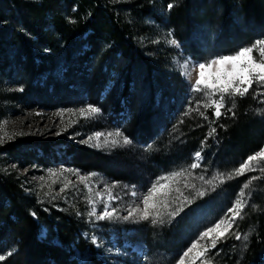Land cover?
Segmentation results:
<instances>
[{
    "label": "trees",
    "instance_id": "16d2710c",
    "mask_svg": "<svg viewBox=\"0 0 264 264\" xmlns=\"http://www.w3.org/2000/svg\"><path fill=\"white\" fill-rule=\"evenodd\" d=\"M154 30L171 33L178 47L152 54L142 40ZM261 39L264 0H0V118L5 110L3 103H66L79 87L81 97L102 107L106 98L101 97L99 103V93L112 70L125 77L122 96L129 82L134 77L140 80L142 74L145 102L136 103L139 110L134 103L124 104L129 118L123 127L129 138L141 142L152 133L155 123L151 117L157 108L175 106L154 103V84L162 86L163 94L181 90L178 71L167 66L173 51V56L205 62L231 55ZM84 64L91 69L85 72ZM10 84L12 89H7ZM261 92L264 88L253 86L247 95L231 97L221 108L219 118L208 108L183 113L172 129L175 142L162 153L151 151V161L158 168L164 167L166 161L161 156L171 150L178 158L200 152L202 166L217 161L226 166L247 159L264 144ZM110 103L114 112L121 108L117 100ZM159 119L157 128L169 118L160 115ZM213 128L215 133L209 135ZM54 148H63L72 165L84 170L111 175L115 166L110 157L98 151L65 142H38L30 137L7 143L4 151L20 161L28 160V156L34 159L33 150L49 156ZM123 174L117 170L116 176L122 178ZM252 177L259 178L251 182L253 207H246L233 228L246 236V245L238 255L241 258L237 260L234 250L226 245L222 249L224 257L217 264H260L264 258V171L245 172L222 187L241 186ZM48 212L46 216L35 206L33 196L23 192L16 172H0V247L12 248L3 264H72L71 244L75 240L84 244L75 235V213L53 208ZM32 213L46 228L48 239L55 237L58 243L38 239L40 224ZM180 229L175 227L170 233L176 248L183 244L181 237L186 232L179 234ZM149 245L153 246L151 242ZM78 249L87 264H103L90 245Z\"/></svg>",
    "mask_w": 264,
    "mask_h": 264
},
{
    "label": "rangeland",
    "instance_id": "374dc122",
    "mask_svg": "<svg viewBox=\"0 0 264 264\" xmlns=\"http://www.w3.org/2000/svg\"><path fill=\"white\" fill-rule=\"evenodd\" d=\"M172 39L169 33L164 34L160 30H154L150 31L142 43L156 55V53L165 52L169 47L177 48L176 45L169 43ZM172 54L175 55V52L173 51L168 58L167 66L178 71L182 80L181 90L176 88L177 91L176 89L170 91L173 94H163L162 86L158 83L154 84L152 92L154 103H175V106L172 108V106L164 105L162 108H157V113L151 117L155 123L154 129L152 127L149 139L142 138L141 142L129 138L123 127L129 118L124 104L128 106L129 103L136 105V103L145 102L146 87L142 81V74L140 80L133 76L134 81L129 82L127 93L122 96L121 89L125 77L120 73L114 74L115 70H112L107 77L104 89L99 93V103L102 101L101 97L107 99L101 103L102 107L94 104V101L91 103L88 98L81 97L82 87H79L66 103L39 104L34 100L30 103H3L5 110L0 118V172H16L20 176L23 192L33 196L35 206L46 216L52 208L68 214L75 213L73 220L75 235L79 236L78 239H81L84 244H78V240L71 244L72 264H87L85 256L82 257L83 254L78 249L83 245L86 247L90 245L98 251L97 258L103 264H177L181 253L195 242L203 231L213 227L221 219L233 224L222 240L217 242L221 252L217 251V247L211 249V240L206 237L200 240L199 244L208 246L210 251L203 257L197 258L196 252L200 249L193 250L185 258V264H202V261L208 257H211L209 264H217L224 257L222 249L224 250L226 245L234 250L232 251L237 260L241 258V255H238L246 245V236L242 235L238 241L235 239V233L238 231L233 228L239 217L233 220L234 214L229 212V209L234 206L237 199H241L244 203L243 211L253 207L251 198L253 192L251 191L250 194V188L253 185L250 184L247 189L243 188L244 184L241 186L231 184L225 187L222 185L230 183L237 176L234 175L235 170L247 159L226 166L220 164L221 161L205 163L202 166L201 160H195L196 151L191 156L178 158L174 156L175 151L172 150L165 155L162 154L161 160L166 161L162 168H158L150 159L151 151L162 153L175 142L172 129L180 115L190 111L198 113L207 108L214 112L213 106L204 107V105L209 103L210 98L218 99L221 95L217 93L216 96L209 97L210 90H195L198 69L194 70L193 66L203 62H195L182 55L173 56ZM256 54L254 50L253 55ZM186 62L187 67H185ZM83 66L85 72L91 69L86 64ZM165 75L167 77L168 73L165 72ZM154 77L156 80V75ZM10 85L6 88L12 89L13 85ZM253 86L261 89L256 84ZM110 100L120 102L121 108L117 110L118 112L112 110L113 103H110ZM229 100L231 97L226 95L225 103ZM89 106H94L100 111L94 114L87 112L82 114L81 110ZM136 109L139 110V104L136 105ZM160 115L169 119L166 124L157 128L156 125L161 123ZM117 131L122 134L120 137L114 135ZM97 133L103 134L99 141L95 139ZM109 133L113 135L109 136ZM164 134L166 135L162 136ZM23 137H30L38 142H65L98 151L110 157V161L115 166L111 169V175L78 168L72 165L63 148H54L49 156L44 155L40 150H33L34 159L28 156V160L15 161L5 153V145ZM89 137H92V140L84 143ZM125 137L131 143L123 144ZM113 139L117 140L118 144L112 145ZM89 144H99V146L90 147ZM262 149L264 144L260 150ZM19 154L22 152L19 151ZM192 163H199L200 166L193 169ZM250 168H255L256 171L246 170L245 172H262L264 159L258 157L257 160L252 161ZM117 170L122 174L124 172L123 176H120L122 178H117ZM176 173L183 174L176 175ZM230 175L231 179L228 178ZM164 177L167 179H162ZM153 185L157 187L166 185V187L161 188L154 197L152 203L155 207L148 209L149 218L143 219V198ZM239 189L245 193L243 198L239 196ZM200 192H203V195H199ZM110 196L113 199H109ZM89 200L94 201V205L90 204ZM93 206L96 216L89 215ZM106 207L109 211H114V217L97 219ZM137 208L140 211L135 212L131 218L124 219L129 216L130 210ZM243 211L240 216L243 215ZM172 213L176 214L172 215ZM32 216L40 224L38 239L58 243L55 237L48 239L47 230L39 222L37 215ZM175 227L181 228L179 234L186 229L184 236L181 237L183 244L177 248L170 241L171 229ZM93 236L96 237V243L92 242ZM148 241L153 246H150ZM8 247L1 246L0 255L8 256L12 250ZM4 261H0V264ZM68 264H71L70 261ZM260 264H264V258Z\"/></svg>",
    "mask_w": 264,
    "mask_h": 264
},
{
    "label": "snow or ice",
    "instance_id": "6c2138e0",
    "mask_svg": "<svg viewBox=\"0 0 264 264\" xmlns=\"http://www.w3.org/2000/svg\"><path fill=\"white\" fill-rule=\"evenodd\" d=\"M173 4L168 5V9L171 10ZM171 35V33H169ZM172 45H176L178 47V42L175 39L169 41ZM254 50L256 51V55H253ZM187 67V62L185 64ZM193 69H198V78L195 80V90L196 91H203L204 89L210 90L208 93L209 97L216 96L217 93H221L218 99H209V103H206L204 107L213 106L214 107V115L219 118L221 116V108L225 107V96L235 97V96H244L249 93V90L252 89L253 84H256L260 88H264V39L258 40L254 43V45L245 47L240 49L237 53L213 58L210 61L199 63L198 65H194ZM203 86V87H201ZM22 91V89H20ZM260 95H264V92H261ZM234 107V104L232 105ZM231 111V108L228 109ZM82 114L87 112L88 114L98 113L100 110L94 106H89L85 110H81ZM198 111V109H197ZM203 115V113H201ZM207 119V117H205ZM216 131L215 128L212 129L209 135L214 134ZM103 135L102 133H97L95 139L99 141L100 136ZM112 136V133L108 134ZM115 136L120 137L122 134L117 131ZM92 140V137H89L88 140L84 141V143H89ZM107 143V142H106ZM131 143L128 138H123V144L127 145ZM112 145L118 144V141L113 139L111 140ZM89 146H99L89 144ZM259 158L264 159V149L260 150L258 153L253 154L247 158L245 162H243L238 169L235 170L234 175H243L245 174L246 170L249 171H256L255 168H250L252 161H255ZM195 160L200 161L202 160V156L200 152L195 153ZM199 163H192L191 168L195 169L199 167ZM264 171V169H261ZM183 173H176V175H182ZM55 175V173H52ZM219 178V177H218ZM229 179L232 178L230 175ZM84 179L83 177L81 178ZM162 179H167L166 177ZM259 179L258 177H252L246 183H244L243 188L247 189L251 184L252 180ZM223 182V181H222ZM211 183V181H208ZM159 184V182H157ZM166 187V185H161L157 187V185H153L149 192L143 198V219L149 218V211L150 207H155L152 203L154 197L158 192H160L161 188ZM63 191V189H62ZM107 191V190H106ZM135 194V193H134ZM199 195H203V192L198 193ZM100 195L99 193L97 194ZM239 196L243 198L245 193L241 191ZM109 199H113V197H109ZM90 204L94 205V201L89 200ZM244 203L241 199H237L235 204L232 208L229 209V212L233 213V220L236 217H239L241 212L244 208ZM182 210V209H180ZM140 211V209H133L129 211V216L124 217V219H129L131 216L135 214V212ZM114 211H109L107 207L103 210L102 215H99L97 219L104 220V219H112L114 217ZM176 213H172L175 215ZM35 215V214H33ZM90 216H96V210L93 206L92 211L89 213ZM233 227L232 223H226V220L221 219L217 222L213 227L207 228L203 231L198 239L193 242L183 253H181L177 264H185V258L188 257L193 250L199 248L200 250L196 252V257H203L205 253L210 251V248L206 245H200L199 241L204 240L206 237L211 240V249H215L217 247V242L221 241L225 234ZM223 228V230H221ZM242 237L237 232L235 233V239L240 240ZM246 239V237H245ZM92 242L96 243V237H92ZM10 254V253H9ZM5 256L0 255V261L4 260ZM211 257H208L202 264H209V260Z\"/></svg>",
    "mask_w": 264,
    "mask_h": 264
}]
</instances>
